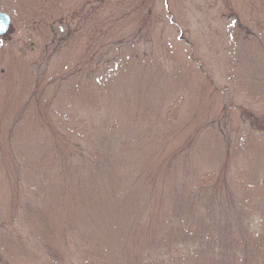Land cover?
<instances>
[{
    "label": "rangeland",
    "instance_id": "obj_1",
    "mask_svg": "<svg viewBox=\"0 0 264 264\" xmlns=\"http://www.w3.org/2000/svg\"><path fill=\"white\" fill-rule=\"evenodd\" d=\"M0 11V264H264V0Z\"/></svg>",
    "mask_w": 264,
    "mask_h": 264
},
{
    "label": "water",
    "instance_id": "obj_2",
    "mask_svg": "<svg viewBox=\"0 0 264 264\" xmlns=\"http://www.w3.org/2000/svg\"><path fill=\"white\" fill-rule=\"evenodd\" d=\"M5 16L8 17L7 20H5ZM0 20L4 21V23L6 24V27L0 31V38L5 37L11 29V16L6 13V12H2L0 11Z\"/></svg>",
    "mask_w": 264,
    "mask_h": 264
},
{
    "label": "snow or ice",
    "instance_id": "obj_3",
    "mask_svg": "<svg viewBox=\"0 0 264 264\" xmlns=\"http://www.w3.org/2000/svg\"><path fill=\"white\" fill-rule=\"evenodd\" d=\"M4 21L0 20V30H3Z\"/></svg>",
    "mask_w": 264,
    "mask_h": 264
},
{
    "label": "clouds",
    "instance_id": "obj_4",
    "mask_svg": "<svg viewBox=\"0 0 264 264\" xmlns=\"http://www.w3.org/2000/svg\"><path fill=\"white\" fill-rule=\"evenodd\" d=\"M7 19H8V17L5 16V20H7ZM5 27H6V24L4 23V24H3V29H4ZM0 31H2V30H0Z\"/></svg>",
    "mask_w": 264,
    "mask_h": 264
}]
</instances>
